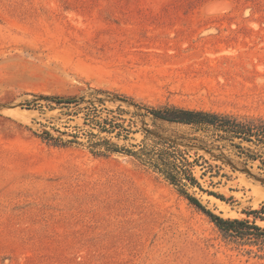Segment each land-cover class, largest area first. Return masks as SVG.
<instances>
[{
  "label": "rangeland",
  "instance_id": "obj_1",
  "mask_svg": "<svg viewBox=\"0 0 264 264\" xmlns=\"http://www.w3.org/2000/svg\"><path fill=\"white\" fill-rule=\"evenodd\" d=\"M80 96L119 137L46 99ZM129 99L264 118V0H0V264H264V239L225 236L151 165L91 144L182 155L190 194L261 228L264 146Z\"/></svg>",
  "mask_w": 264,
  "mask_h": 264
},
{
  "label": "trees",
  "instance_id": "obj_2",
  "mask_svg": "<svg viewBox=\"0 0 264 264\" xmlns=\"http://www.w3.org/2000/svg\"><path fill=\"white\" fill-rule=\"evenodd\" d=\"M98 93H104V91L95 89L90 92L91 96ZM46 99L63 106L74 105L77 106L79 110L89 108L85 120H90L93 125H96V127L99 128V132L112 134L115 131L116 136H120L119 128L121 125L115 120L116 116L112 115V117L105 116L100 118L101 116L98 114L99 109L95 106H93V109H90L89 106H79L84 102V96H80L79 98L55 97ZM122 99L127 100L128 98ZM98 100L102 103L101 98H98ZM129 102L138 108L144 109V113L142 114H150L153 119L190 125L198 130H206L211 133V137L214 141L229 143L237 148H240V144L244 142L264 146V118L261 117H249L242 120L225 113L186 109L175 106L153 108L137 104L130 99ZM118 110L123 111L121 108H118ZM42 133V138L55 146H64L67 142L69 143L71 141L62 140L60 137L53 136L47 131ZM91 149L96 155H107L108 153L114 152L128 153L140 159L142 162L148 163L160 172L171 184H174L178 191L190 203L206 214L225 236L241 239H264V228L255 224V221L249 222L248 220L238 218H223L206 208L196 197L187 191L185 187L196 186L201 188V186L190 169V162H187L184 156L179 155L172 157L168 154L167 149L159 150L156 155L151 154L144 147L137 151H133L117 144L110 143L107 140H105V142H93L91 144ZM208 193L222 198V196L215 192ZM249 213L252 214L254 218L264 220L263 206L258 210H251Z\"/></svg>",
  "mask_w": 264,
  "mask_h": 264
}]
</instances>
